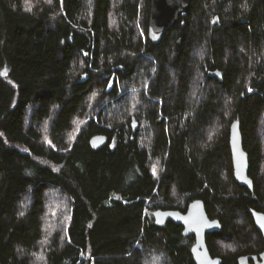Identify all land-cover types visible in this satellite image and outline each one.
<instances>
[{"label": "trees", "instance_id": "obj_1", "mask_svg": "<svg viewBox=\"0 0 264 264\" xmlns=\"http://www.w3.org/2000/svg\"><path fill=\"white\" fill-rule=\"evenodd\" d=\"M150 6L0 0V264H195L194 239L154 219L194 200L221 224L206 235L221 264L263 250L264 0H190L158 44ZM235 121L252 192L233 175Z\"/></svg>", "mask_w": 264, "mask_h": 264}, {"label": "water", "instance_id": "obj_2", "mask_svg": "<svg viewBox=\"0 0 264 264\" xmlns=\"http://www.w3.org/2000/svg\"><path fill=\"white\" fill-rule=\"evenodd\" d=\"M190 0H151L148 39L153 44H158L164 33L175 27L180 18L188 14ZM209 76L221 78L220 72L210 73ZM132 132L138 127L135 119L131 122ZM108 142L104 135H95L89 145L92 150L97 151L103 148ZM229 145L232 158L233 175L235 181L250 192L253 191V182L248 176L249 158L243 148V141L240 132V124L235 121L230 126ZM255 228L260 232L264 240V214L250 211ZM155 224L163 227L167 221L181 226L182 234L185 237L192 236L195 243L191 248L192 259L195 264H221L220 258H212L206 244V235L221 231V224L218 220H211L201 200H194L189 203L184 213L180 211H157L154 213ZM249 260L252 263H249ZM238 264H264V251L258 256L240 257Z\"/></svg>", "mask_w": 264, "mask_h": 264}, {"label": "rangeland", "instance_id": "obj_3", "mask_svg": "<svg viewBox=\"0 0 264 264\" xmlns=\"http://www.w3.org/2000/svg\"><path fill=\"white\" fill-rule=\"evenodd\" d=\"M79 127H80V123L78 122L77 124L74 125L72 133L75 134L76 131L79 129ZM260 129H261V131H260L261 142H262V146L264 148V121L261 123V128ZM48 206L51 207V208H55V210L52 213L53 215L54 214L56 215V212L59 211L58 215L59 216L62 215V219H63L65 211H66L64 209L65 206L63 205V203L57 201V197H56L55 194L49 195ZM49 222H50V219H49ZM45 231H46V236H48V237L45 236V242L42 244V248L45 247V245L47 244L46 241L48 240L49 236L51 235V232H52L51 231V227L47 226ZM220 248H221V250H225V251H229V250L232 249L231 246L225 245L224 243H220ZM37 264H40V262H37Z\"/></svg>", "mask_w": 264, "mask_h": 264}, {"label": "flooded vegetation", "instance_id": "obj_4", "mask_svg": "<svg viewBox=\"0 0 264 264\" xmlns=\"http://www.w3.org/2000/svg\"><path fill=\"white\" fill-rule=\"evenodd\" d=\"M186 210H187V208H186ZM186 210L183 212L184 214H185ZM182 231H183V229H182ZM261 236H262V235H261ZM184 237H185V236H184ZM189 237L193 238V239H194V243H195V238L192 237V236H189ZM262 239H263V238H262ZM263 242H264V240H263ZM194 243H193V245H194ZM193 245H192V246H193ZM191 248H192V247H191ZM263 251H264V247H263V250H262L260 253H262ZM260 253H258L257 255H243V256H240V257L258 256ZM211 257H212V256H211ZM240 257L237 258V264H238V259H239ZM212 258H216V257H212ZM249 263H252V261L249 260Z\"/></svg>", "mask_w": 264, "mask_h": 264}]
</instances>
